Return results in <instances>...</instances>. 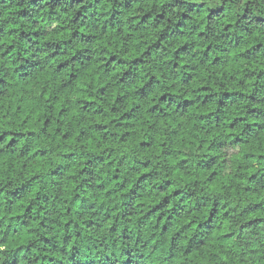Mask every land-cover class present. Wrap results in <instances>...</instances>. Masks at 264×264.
Returning <instances> with one entry per match:
<instances>
[{
    "label": "clouds",
    "instance_id": "obj_1",
    "mask_svg": "<svg viewBox=\"0 0 264 264\" xmlns=\"http://www.w3.org/2000/svg\"><path fill=\"white\" fill-rule=\"evenodd\" d=\"M0 264H264V0H0Z\"/></svg>",
    "mask_w": 264,
    "mask_h": 264
}]
</instances>
